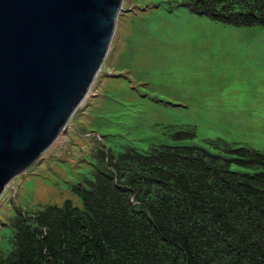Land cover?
I'll list each match as a JSON object with an SVG mask.
<instances>
[{
	"label": "rangeland",
	"instance_id": "rangeland-1",
	"mask_svg": "<svg viewBox=\"0 0 264 264\" xmlns=\"http://www.w3.org/2000/svg\"><path fill=\"white\" fill-rule=\"evenodd\" d=\"M194 144L264 152V26L233 25L181 0H122L97 74L66 130L0 193V248L17 208L69 198L101 164L99 151ZM229 169L252 172L229 162Z\"/></svg>",
	"mask_w": 264,
	"mask_h": 264
},
{
	"label": "trees",
	"instance_id": "trees-1",
	"mask_svg": "<svg viewBox=\"0 0 264 264\" xmlns=\"http://www.w3.org/2000/svg\"><path fill=\"white\" fill-rule=\"evenodd\" d=\"M233 25L264 26V0H181ZM194 144L99 151L69 198L17 208L0 264H264V152ZM252 172L229 169V162Z\"/></svg>",
	"mask_w": 264,
	"mask_h": 264
},
{
	"label": "water",
	"instance_id": "water-1",
	"mask_svg": "<svg viewBox=\"0 0 264 264\" xmlns=\"http://www.w3.org/2000/svg\"><path fill=\"white\" fill-rule=\"evenodd\" d=\"M122 0H0V193L66 130Z\"/></svg>",
	"mask_w": 264,
	"mask_h": 264
}]
</instances>
